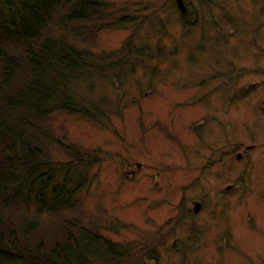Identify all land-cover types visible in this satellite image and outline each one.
Masks as SVG:
<instances>
[{"label": "rangeland", "instance_id": "374dc122", "mask_svg": "<svg viewBox=\"0 0 264 264\" xmlns=\"http://www.w3.org/2000/svg\"><path fill=\"white\" fill-rule=\"evenodd\" d=\"M107 1L113 18L131 17L78 45L125 57L132 36L143 54L133 52L119 85L96 76L74 88L120 99L122 110L107 126L52 114L55 137L99 159L73 169V184L80 173L86 181L70 206L8 212L49 237L73 219L135 247L130 264H264V0H183L186 12L175 0Z\"/></svg>", "mask_w": 264, "mask_h": 264}, {"label": "trees", "instance_id": "16d2710c", "mask_svg": "<svg viewBox=\"0 0 264 264\" xmlns=\"http://www.w3.org/2000/svg\"><path fill=\"white\" fill-rule=\"evenodd\" d=\"M111 8L107 0H0V264H130L134 258L135 247L73 219L49 237L35 220L7 209L17 202L48 210L70 206L86 181L80 173L73 184V169H88L99 159L55 137L48 119L61 111L107 126L109 115L121 112L120 99L93 98L74 88L76 81L91 87L96 76L119 85L131 55L143 54L132 36L120 47L125 57L78 45L86 35L123 26L131 17L113 18L119 9ZM50 142L70 156L68 162L52 157Z\"/></svg>", "mask_w": 264, "mask_h": 264}, {"label": "water", "instance_id": "95a60500", "mask_svg": "<svg viewBox=\"0 0 264 264\" xmlns=\"http://www.w3.org/2000/svg\"><path fill=\"white\" fill-rule=\"evenodd\" d=\"M176 5L178 8L181 9L182 12H186L187 8L185 7L184 1L183 0H175ZM199 206V202H195L194 206H193V210L197 211L196 209Z\"/></svg>", "mask_w": 264, "mask_h": 264}]
</instances>
